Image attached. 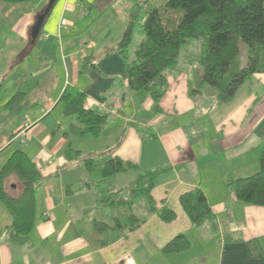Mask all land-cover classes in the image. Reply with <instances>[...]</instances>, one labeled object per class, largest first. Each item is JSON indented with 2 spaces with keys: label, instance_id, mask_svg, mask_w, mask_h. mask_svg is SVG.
I'll return each instance as SVG.
<instances>
[{
  "label": "crops",
  "instance_id": "crops-1",
  "mask_svg": "<svg viewBox=\"0 0 264 264\" xmlns=\"http://www.w3.org/2000/svg\"><path fill=\"white\" fill-rule=\"evenodd\" d=\"M47 4L0 0V168L14 150L22 149L42 177L34 190V223L25 244L9 240L12 217L0 201V264H264V207L238 201L232 187L235 179L259 170L264 74H254L229 103L216 105L210 90L191 93L198 82L191 68L196 63L179 58L166 71L168 87L155 105L147 92L129 88L125 61L114 47L95 51L92 39L78 36L92 25L95 6L108 7L102 0H55L29 47L31 27ZM122 8L125 18L117 40L132 17L139 16L133 3ZM144 19L139 17L140 26ZM94 53L99 56L94 69H82L83 59ZM17 92L24 99L6 108ZM79 92L85 108L108 115L97 135L69 133L75 116L64 114L60 96ZM87 136L99 142L98 148L81 146L90 140ZM67 145L80 151L81 158L69 160ZM82 157H92L95 164L118 158L133 169L98 179ZM150 171H157L150 189L155 210L143 197L129 206L101 202ZM194 189L205 195L214 225H192L181 207L179 197ZM131 215L143 220L133 230L126 220ZM117 221L120 228L114 227ZM97 222L105 227L97 229ZM179 234L188 248L165 252Z\"/></svg>",
  "mask_w": 264,
  "mask_h": 264
},
{
  "label": "trees",
  "instance_id": "trees-1",
  "mask_svg": "<svg viewBox=\"0 0 264 264\" xmlns=\"http://www.w3.org/2000/svg\"><path fill=\"white\" fill-rule=\"evenodd\" d=\"M138 19L136 14L132 17L115 49L125 61L129 88L147 92L155 105L168 87L166 71L177 65L180 49L193 39L201 40L199 64L202 73L199 86L191 93H201L199 87L208 86L212 89L215 104L222 105L229 103L254 74H264V0H166L161 6L146 12L140 26L141 38L129 56L127 49ZM34 43L30 42L29 47ZM242 43L246 45L243 64L240 61ZM91 58L83 59L82 69H94L95 63ZM23 99V93H15L6 103V108L17 106ZM60 101L64 114L75 116V123L69 126L71 135H97L107 124V114L84 107V94L81 92L74 96L62 93ZM65 154L72 160L81 158L82 153L67 145ZM81 160L86 170L98 179L133 169V165L118 158L102 164H95L92 157H82ZM156 175L157 171L140 174L127 190L111 191L101 202L107 206H129L136 198L143 197L153 211L150 189ZM41 181L35 165L22 149L14 150L0 168V201L12 217L6 233L14 244L23 245L28 240L34 223V190ZM232 187L238 201L264 207V150L259 157V170L235 179ZM125 193L127 198L122 197ZM179 203L192 225L200 226L205 221L214 225V215L200 189L182 194ZM126 220L130 230L143 222L132 215ZM95 224L99 230L105 227L100 222ZM121 226L119 221L114 223L115 228ZM188 246L186 237L179 234L163 250L179 252Z\"/></svg>",
  "mask_w": 264,
  "mask_h": 264
},
{
  "label": "rangeland",
  "instance_id": "rangeland-1",
  "mask_svg": "<svg viewBox=\"0 0 264 264\" xmlns=\"http://www.w3.org/2000/svg\"><path fill=\"white\" fill-rule=\"evenodd\" d=\"M158 1L159 0H102V2H104L105 5L108 7L104 8V9H100L97 6H95V10L93 11V13L91 15H94L96 12H98V14L95 16L96 18L95 17L94 18L89 17V20H91V22L89 23L88 26H90L91 24L92 25L89 28H85L80 34H78V36H80L82 38L81 40L85 39V42L89 39H92L93 48L95 49V51L98 48H101L103 45H104L103 50H101V52L104 50H106V52H108L113 47L115 49L116 43L118 41L117 39L120 35V31L122 30V26L124 24V18H125L124 17L125 10L122 7H124V6L127 7V6H129L130 3H133L135 12H138L139 17L142 19V17L145 16L146 12L150 8H154L153 6H155V4ZM139 5H140V7H138ZM115 10L118 11L119 15L116 14L117 11L114 14ZM140 30H141L140 24H139V21H137V24L135 25V28H134V32L132 34L131 44L127 49L129 56L132 55L134 48L136 47V45L138 44V42L141 38L140 35L138 34ZM105 42H106V44H105ZM82 43H84V41H82ZM80 46H82V44H80ZM104 47H107V48H104ZM89 53H90V51H89ZM89 53H88V55H89ZM57 54H58V50H57ZM57 54H56V56H57ZM96 54H98V53H94L93 55L95 57L93 56L91 58L93 60V63H96L99 61V59H98L99 56H97ZM200 54H201V40L200 39L190 40L179 51L178 59L179 58H187L188 61L193 60V61H195L194 63H196V64L191 66V68L193 67V69H192L193 79H195L196 82L198 81L197 84L194 83L195 84V85H193L194 88H197L199 86L201 73H202V67L199 64ZM245 55H246V45L244 43H242L241 44V54H240V61H242V63H244V61H245V58H246ZM33 64L34 63L32 62L30 64L31 66H29V67H32ZM50 74L51 73L47 74V77H46L47 79H48V76ZM55 85H56V83L54 82L52 85L53 90L55 89ZM204 87L206 89H203ZM199 88L201 91L204 90V92H208L209 90L212 92V89L208 86L201 85ZM192 89L193 88L191 85L190 91H192ZM41 94H42L41 92H38V94H36L35 96L40 98ZM58 107H60V105ZM57 110H58V108H57ZM106 137H107V133H105V136H103V134H102L101 140L105 141ZM87 138L90 139L88 142H81L80 143L82 147L90 148V149L98 148L99 142L95 143L94 138L91 136H87ZM100 160H104V157L101 156ZM127 188L128 187H125L123 189L127 190ZM114 196H116V195H114ZM118 196L119 195H117V197ZM119 197H121V196H119ZM122 197L127 198L128 196L126 194L125 195L123 194ZM144 200H146V199L144 198ZM134 201L135 202L138 201V198H136ZM136 211H138L137 208H136Z\"/></svg>",
  "mask_w": 264,
  "mask_h": 264
},
{
  "label": "water",
  "instance_id": "water-1",
  "mask_svg": "<svg viewBox=\"0 0 264 264\" xmlns=\"http://www.w3.org/2000/svg\"><path fill=\"white\" fill-rule=\"evenodd\" d=\"M54 3L55 0H48L46 9L36 17L35 22L30 30L31 43H33L39 36L43 22L47 15L50 13Z\"/></svg>",
  "mask_w": 264,
  "mask_h": 264
},
{
  "label": "built area",
  "instance_id": "built-area-1",
  "mask_svg": "<svg viewBox=\"0 0 264 264\" xmlns=\"http://www.w3.org/2000/svg\"><path fill=\"white\" fill-rule=\"evenodd\" d=\"M66 25V22H65V20H61V22H60V26H65ZM82 52V54L84 53V51H81Z\"/></svg>",
  "mask_w": 264,
  "mask_h": 264
}]
</instances>
